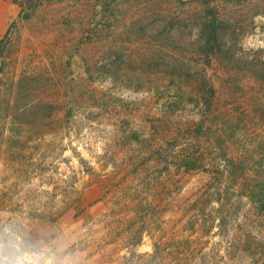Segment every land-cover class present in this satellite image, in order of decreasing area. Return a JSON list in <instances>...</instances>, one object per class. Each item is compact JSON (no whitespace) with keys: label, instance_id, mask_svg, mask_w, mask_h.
<instances>
[{"label":"rangeland","instance_id":"obj_1","mask_svg":"<svg viewBox=\"0 0 264 264\" xmlns=\"http://www.w3.org/2000/svg\"><path fill=\"white\" fill-rule=\"evenodd\" d=\"M22 1L0 0V40ZM99 7L97 0L47 3L9 33L0 58V256L23 264H138L154 238L142 228L134 240L132 231L152 207L158 227L167 219V247L178 257L264 264V223L247 239H234L228 225L193 235L177 226L181 206L197 202L214 216L224 206L239 215L251 204L246 171L258 161L264 174V0L221 3L222 42L207 70L218 98L206 122L225 125L221 148L187 131L200 97L194 79L203 71L205 7L192 0ZM139 80H175L171 88L183 91L186 104L165 121L167 97L138 89ZM98 177L113 184L104 190ZM182 191L204 198L186 201ZM135 209L134 222L120 223Z\"/></svg>","mask_w":264,"mask_h":264},{"label":"trees","instance_id":"obj_2","mask_svg":"<svg viewBox=\"0 0 264 264\" xmlns=\"http://www.w3.org/2000/svg\"><path fill=\"white\" fill-rule=\"evenodd\" d=\"M64 1H71V2H82L84 0H23L22 1V7L23 11L19 14L18 18L15 19L10 26L8 32L6 33L4 39L0 40V58L3 56V51L5 50L7 46V39H10V32L13 28H16L20 22L23 20L31 19L33 15L36 13V11L43 5L47 3H55V2H64ZM99 3V9L101 12H106L104 9H110L112 12L115 10L117 5L121 3L123 0H97ZM193 2L199 3L203 5L206 9V28L202 33V48L201 51L203 53V62L199 68H202L203 71H197L195 75H197L196 84H197V91L200 92V97L197 98V111L191 115L190 113L186 114V117L189 118V127L187 129L190 137L193 138H204V139H210L212 143H216L218 146L223 144L225 135L227 134V130L223 127L224 124H219L217 122L208 123V118L213 115L216 108V101L218 98V89L215 85V82L213 79L209 78L207 76V70L211 68L214 65L215 62V54L217 53L218 49L220 48L221 42H222V34L220 30V20H221V3L223 2H238L240 0H192ZM32 5L31 11L28 12L26 10V5ZM138 24V22H137ZM129 29L133 30V27L130 26ZM214 56V57H213ZM179 67V66H178ZM4 63L3 60H0V83H1V74L4 71ZM199 70V69H198ZM184 72V68L182 67L181 73ZM200 73V74H199ZM134 79H127L124 80L126 83H130ZM173 83L168 86H163L153 80H149L148 84L146 85H140L141 81L139 80L137 83L138 89H142L144 87L148 88L149 91L154 92H161V94H164L163 97H167L164 101V104L161 107V115L163 116V119L165 121L170 122V118L176 116V109L178 107L184 106L186 103L183 91L176 90L175 88H171L172 85L175 84V80L172 81ZM180 82H184L180 79ZM173 90V92H171ZM174 96V97H173ZM170 97H173L172 99H169ZM186 97V96H185ZM181 105V106H180ZM71 116V115H70ZM198 119V122L196 121ZM70 120V119H69ZM192 120V121H191ZM181 115L178 118V124L176 126L177 130H180L179 124L181 125ZM71 126V125H69ZM223 126V127H222ZM134 133V132H133ZM132 133V135H133ZM230 138L231 135L229 134ZM74 154L78 157L80 162L83 164L85 161V158L82 156V154L79 151L78 147H74ZM194 159L187 160L184 162L183 166H191V163ZM259 162L255 161L251 164L248 171H246V175L244 176L242 187L245 191L244 196L249 198V202L251 204L248 208H246L244 211H242L239 215L234 216L232 214V209L228 208V206H224L221 209H219L218 215L214 216V213L211 209H209L206 205H203L202 203H195L188 205L186 207L181 206V209H179V213L181 216V223H179L177 226L180 227L181 232H184L187 230V232H191L190 235H193L195 233L199 232H208L209 229L212 226H215L218 224V227H223L225 225H228L232 230V236L234 239H247L251 230L250 228L254 224L263 225L264 223V174L261 173V169L258 166ZM88 165V164H87ZM89 168H93L92 165H88ZM94 169V168H93ZM255 172H259L258 175H256ZM98 182L102 186L104 190H108L110 185L113 184V182H109V179L107 177L101 179L98 177ZM184 190V189H183ZM179 194L183 196V199L188 201H198L197 199H201L202 197H197L199 195L198 193L195 194H189L187 191H182ZM204 195V193H203ZM202 198V199H203ZM80 204V201H77L74 205L75 210L78 211V206ZM152 207H149V210H147L146 219L143 220V227H137L132 231V238L134 240L139 238L142 239V235L140 237V232L146 230H149L150 237L152 235V238H154L152 242V251L150 253H146V255H143V259L138 264H194L189 259V255H186L184 257H178L176 251L174 249H171V247H167V243L169 240L168 232H167V219H162L161 224L159 226H162L164 223V226L158 227L157 222L155 219H153V216L155 215L154 211L151 210ZM138 209H135L133 213H130L129 215H125L123 219L120 220V223L122 224H128L131 222H134L135 219L138 217ZM260 217V218H259ZM123 220V221H122ZM211 223V224H210ZM207 227V229H206ZM145 228V229H142ZM155 232L157 234H155ZM180 236V235H179ZM136 239V240H137ZM190 242V241H189ZM125 243V242H124ZM133 245L138 244L136 241L132 243ZM133 247V246H132ZM175 251V253H173ZM174 255L175 258L173 261H169V258ZM136 264V263H133Z\"/></svg>","mask_w":264,"mask_h":264},{"label":"clouds","instance_id":"obj_3","mask_svg":"<svg viewBox=\"0 0 264 264\" xmlns=\"http://www.w3.org/2000/svg\"><path fill=\"white\" fill-rule=\"evenodd\" d=\"M0 264H23V262L10 261V260L5 259L3 256H0Z\"/></svg>","mask_w":264,"mask_h":264}]
</instances>
